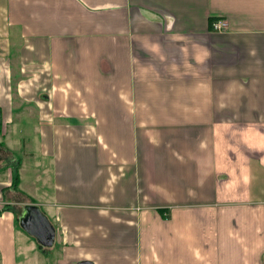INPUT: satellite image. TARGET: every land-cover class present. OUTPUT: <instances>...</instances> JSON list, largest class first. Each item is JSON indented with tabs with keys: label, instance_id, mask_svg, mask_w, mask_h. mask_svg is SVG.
Listing matches in <instances>:
<instances>
[{
	"label": "crops",
	"instance_id": "obj_1",
	"mask_svg": "<svg viewBox=\"0 0 264 264\" xmlns=\"http://www.w3.org/2000/svg\"><path fill=\"white\" fill-rule=\"evenodd\" d=\"M0 121V264H264V0H0Z\"/></svg>",
	"mask_w": 264,
	"mask_h": 264
},
{
	"label": "rangeland",
	"instance_id": "obj_2",
	"mask_svg": "<svg viewBox=\"0 0 264 264\" xmlns=\"http://www.w3.org/2000/svg\"><path fill=\"white\" fill-rule=\"evenodd\" d=\"M5 128L6 127H4V131H6ZM1 132H3V130L0 131V133ZM21 138L22 137L14 140L13 142H10V144L12 145V147L10 146L11 147L10 148L7 145V143L5 145L6 141L0 136V177L3 179H6L9 176L8 167L11 165L15 166V163H14L15 161H13V160L15 159V154H16V157L22 158V160L24 162V166L22 169V174H23L22 175V180H23L22 185H23V188L27 191H30V192H34V190H35V192L37 194H41L40 190H42L43 187L41 184L38 185L39 183L36 182L37 176L34 173V171H35L34 167L29 163L30 160L26 159L25 152L22 149H20L19 147H17L19 145L18 142L21 143V147H22V139ZM36 138L39 139L38 137H36ZM27 140H29V144L31 145V146H29V149L34 150L35 147L37 146V142L35 141V137L33 139H31L30 134H28ZM12 148H13L14 153L12 152ZM35 154L37 156V152H35ZM36 185H38V186H36ZM21 198H23V196H21Z\"/></svg>",
	"mask_w": 264,
	"mask_h": 264
},
{
	"label": "water",
	"instance_id": "obj_3",
	"mask_svg": "<svg viewBox=\"0 0 264 264\" xmlns=\"http://www.w3.org/2000/svg\"><path fill=\"white\" fill-rule=\"evenodd\" d=\"M20 226L37 241L46 247L55 243L56 227L49 217L44 213L40 205L35 203L26 204L19 218ZM81 264H93L82 262Z\"/></svg>",
	"mask_w": 264,
	"mask_h": 264
},
{
	"label": "built area",
	"instance_id": "obj_4",
	"mask_svg": "<svg viewBox=\"0 0 264 264\" xmlns=\"http://www.w3.org/2000/svg\"><path fill=\"white\" fill-rule=\"evenodd\" d=\"M212 26H213L214 30L224 31V30H226L228 23L226 20L219 19V20L213 21Z\"/></svg>",
	"mask_w": 264,
	"mask_h": 264
},
{
	"label": "trees",
	"instance_id": "obj_5",
	"mask_svg": "<svg viewBox=\"0 0 264 264\" xmlns=\"http://www.w3.org/2000/svg\"><path fill=\"white\" fill-rule=\"evenodd\" d=\"M0 131H2V122H1V121H0ZM16 166H17V165L15 164V168H17ZM18 181H19V175L16 174V175L14 176L13 185L15 184V185L17 186V185H18Z\"/></svg>",
	"mask_w": 264,
	"mask_h": 264
}]
</instances>
